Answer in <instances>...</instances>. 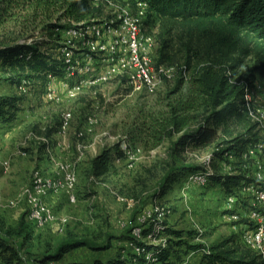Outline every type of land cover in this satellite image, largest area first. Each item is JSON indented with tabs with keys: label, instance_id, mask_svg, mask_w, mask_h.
Wrapping results in <instances>:
<instances>
[{
	"label": "rangeland",
	"instance_id": "1",
	"mask_svg": "<svg viewBox=\"0 0 264 264\" xmlns=\"http://www.w3.org/2000/svg\"><path fill=\"white\" fill-rule=\"evenodd\" d=\"M105 11L103 19L108 20L113 8L106 6ZM62 13L63 8L40 7V0H24L17 16L0 29V39L41 41L46 37L45 26L57 21ZM68 19L60 21L63 28L70 26ZM159 23L157 18H151L146 31L157 33ZM154 46L156 65L159 44ZM73 50L83 58L82 53L91 54L94 72L88 78L67 77L65 72L52 78L55 100L46 97L47 91L41 93L25 83L13 84L0 60V96L22 99L18 119L12 124H0V225H4L3 232L11 231L7 239L20 250L22 264H37L44 253L68 237L88 238L95 245L105 244L108 236L114 239L107 250L75 248L52 264L92 263L125 256L132 249L126 237L154 224L155 219L167 220L172 227L185 230L192 236V243L210 245L230 237L240 242L250 223L249 210L236 200L232 205L222 186L209 188L208 183L191 180L187 173L164 197L159 196L169 170L187 164L224 174L239 167L232 162L234 158H217L213 147L176 156L171 153L170 141L153 148L144 135L140 137L135 131L144 126L150 113L162 115L181 96L172 95L178 78L176 67H164L162 75L157 71L159 85L155 90L133 92L126 78L115 76L93 50ZM247 67H254L253 60ZM256 73V81L264 88V76L260 70ZM93 76L94 83L81 81ZM254 102L257 109H264V92ZM67 113L72 118L63 130ZM262 128L264 140V125ZM47 129L58 132L47 139L41 136ZM114 148L124 151L127 158L119 159ZM106 149L112 151L110 172L97 178L91 174V162ZM254 153H258L255 158L260 163L244 173L256 179L257 173L264 172V149ZM70 173L77 177L72 192L76 202L70 200L66 188H43L52 181L65 183ZM41 187L44 193L38 192ZM256 194L252 188L243 192L248 205L254 203ZM32 196L48 205L54 221L41 224L30 218ZM182 251L183 259L178 264L199 263L201 252Z\"/></svg>",
	"mask_w": 264,
	"mask_h": 264
},
{
	"label": "trees",
	"instance_id": "2",
	"mask_svg": "<svg viewBox=\"0 0 264 264\" xmlns=\"http://www.w3.org/2000/svg\"><path fill=\"white\" fill-rule=\"evenodd\" d=\"M140 1L148 5L150 14L160 22L156 67H176L178 78L172 95L181 96L162 115L150 113L144 126L135 131L140 137L144 135L153 148L170 141L173 155L213 147L217 158L232 157V162L239 166L221 174L182 164L167 172L159 196L164 197L184 174L203 172L208 176L209 188L220 185L228 198L237 199V204L247 210L255 208L246 203L244 189L254 185L264 190V185L244 171L253 166L251 150L263 140V128L256 122V109L249 108L245 95L257 79L256 70L264 76V0ZM23 5L24 0H0V29L17 16ZM43 6L63 8L57 21L45 26L44 39H0V60L11 82L19 86L25 83L41 93L48 90L52 78L65 72L61 51L66 45L57 32L64 26L60 21L64 17L77 22L101 20L106 14L103 7L92 6L91 0H40V7ZM249 60H253V68L247 67ZM21 104V97L0 96V124L14 123L22 111ZM56 132L58 129H47L41 136L50 139ZM111 152L106 149L93 158V176L104 178L109 174ZM116 154L119 159L127 158L120 149H116ZM3 227L0 225V264H22L20 250L7 239L11 231L5 233ZM187 234L167 220L155 219L154 224L141 231L140 238L133 234L126 237L141 248V253L131 249L125 256L107 261L62 264H178L183 259L182 250L201 252L198 264H264L263 256L235 237L208 245L192 243V236ZM112 239L108 236L105 244L95 245L88 238L68 237L44 253L37 264L61 261L75 248L107 250ZM148 253L157 261H149Z\"/></svg>",
	"mask_w": 264,
	"mask_h": 264
},
{
	"label": "built area",
	"instance_id": "3",
	"mask_svg": "<svg viewBox=\"0 0 264 264\" xmlns=\"http://www.w3.org/2000/svg\"><path fill=\"white\" fill-rule=\"evenodd\" d=\"M122 2H126L125 6L122 5ZM91 5L104 9L106 6L111 7L113 16L108 20L102 18L101 20L91 19L81 22L69 18V27L57 29L66 45L62 50V59L67 77L85 76L88 78L89 73L94 72L91 65L94 58L91 54L82 53L83 58L73 50V48L91 49L95 55L102 57V61L109 65L108 67L115 76L126 78V84L133 92L145 89L155 90L159 85L157 71L162 75L164 66L158 70L154 63L153 47H155V43L158 44V31L157 33L146 31L147 21L154 18L149 12L148 5L140 0H91ZM94 78V76L91 79L84 78L81 81L94 83L96 81ZM263 92V86L255 81L245 95L249 108L256 109L254 118L260 126L264 125V109H257L254 101L257 99V95ZM46 97L51 100L57 98L56 91L51 85L46 92ZM71 118V113L65 115L63 130L67 128ZM259 149H264V140L251 150L254 159L253 165L260 163L255 158L258 153H254ZM190 179L202 184L208 183V176L203 172L190 174ZM256 180L264 185V172L257 173ZM76 183V174L70 173L65 183L52 181L44 185L43 188H53L57 191L66 188L70 192V200L76 202V195L72 193ZM43 188L41 187L38 192L44 193L45 189ZM248 188H252L257 193L256 200L252 204L255 208L248 212L247 218L250 223L244 228L240 242L264 258V190L249 185L245 187L244 191ZM235 200L237 201L235 197H230L232 205ZM30 201V218L32 220L41 224L55 220L54 213L44 201L33 196ZM135 232V236L140 238L141 229L139 228ZM128 245L135 252L141 253V248L136 244L128 242ZM147 259L152 262L157 261L152 253L147 254Z\"/></svg>",
	"mask_w": 264,
	"mask_h": 264
}]
</instances>
